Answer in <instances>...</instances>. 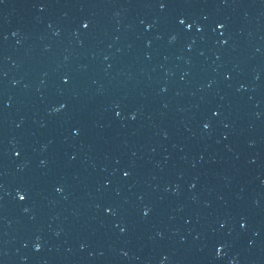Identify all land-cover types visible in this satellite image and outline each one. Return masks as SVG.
Wrapping results in <instances>:
<instances>
[{"label": "water", "instance_id": "water-1", "mask_svg": "<svg viewBox=\"0 0 264 264\" xmlns=\"http://www.w3.org/2000/svg\"><path fill=\"white\" fill-rule=\"evenodd\" d=\"M0 264H264V0H0Z\"/></svg>", "mask_w": 264, "mask_h": 264}]
</instances>
